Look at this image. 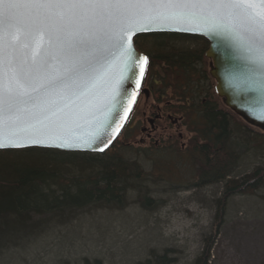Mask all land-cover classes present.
Returning <instances> with one entry per match:
<instances>
[{
  "label": "snow or ice",
  "instance_id": "obj_1",
  "mask_svg": "<svg viewBox=\"0 0 264 264\" xmlns=\"http://www.w3.org/2000/svg\"><path fill=\"white\" fill-rule=\"evenodd\" d=\"M155 31L228 41L264 98V0H0V149L103 151L147 74L132 38Z\"/></svg>",
  "mask_w": 264,
  "mask_h": 264
},
{
  "label": "trees",
  "instance_id": "obj_2",
  "mask_svg": "<svg viewBox=\"0 0 264 264\" xmlns=\"http://www.w3.org/2000/svg\"><path fill=\"white\" fill-rule=\"evenodd\" d=\"M139 39L148 41L147 50L153 59L165 57L185 65L200 59L199 52L188 46L198 47L197 38L146 35ZM135 43L140 47L138 40ZM206 116L207 136L194 155L197 178L186 188L220 186L222 191L215 201L212 235L205 239L202 253L193 264H210L231 198L254 196L264 188V167L241 169L253 152H264V133L218 110L209 108ZM115 146L101 155L39 148L0 151V264H20L17 251L26 254L30 247L27 239L38 231L66 225L91 210L124 211L129 207L130 193L144 210L159 206L144 184L149 178H145L142 165ZM173 254L170 249L162 253L151 250L147 259L134 264H174ZM58 259L54 264H71ZM75 264L104 263L83 258Z\"/></svg>",
  "mask_w": 264,
  "mask_h": 264
},
{
  "label": "rangeland",
  "instance_id": "obj_3",
  "mask_svg": "<svg viewBox=\"0 0 264 264\" xmlns=\"http://www.w3.org/2000/svg\"><path fill=\"white\" fill-rule=\"evenodd\" d=\"M198 44L201 49L206 48L202 41ZM200 68L209 71L208 66L196 62L195 76L199 75L197 71L201 72ZM225 111L242 121L226 107ZM140 138L138 133L126 141L131 144L129 149L119 145L124 141L121 137L122 142L117 141L115 147L142 165L145 178H149L144 184L159 206L144 210L136 204L135 194L130 193L129 207L122 212L91 210L66 225L38 231L27 239L30 247L26 254L16 250L20 264H38L34 257L41 264H54L57 258L71 264L83 258L101 260L104 264H134L147 259L151 250L162 253L166 249L175 252L174 264L195 262L205 239L212 235L215 201L222 189L186 188L196 181L197 169L186 159L174 161L171 158L174 154L163 158L154 148L140 147ZM145 150L148 152L144 153ZM259 151L243 161V171L264 167V152ZM210 264H264V188L254 196L231 198L211 251Z\"/></svg>",
  "mask_w": 264,
  "mask_h": 264
},
{
  "label": "flooded vegetation",
  "instance_id": "obj_4",
  "mask_svg": "<svg viewBox=\"0 0 264 264\" xmlns=\"http://www.w3.org/2000/svg\"><path fill=\"white\" fill-rule=\"evenodd\" d=\"M146 35L197 38L198 42L206 44V48L201 49L193 44L188 46L199 52L200 62L197 64L208 66L209 71L204 72L200 68L201 72L197 71L199 75L195 76V64L185 65L165 57L153 59L148 50L143 49L148 47V41L139 39ZM136 38L140 45L137 50L149 57L148 69L131 114L115 143L122 142L119 141L122 137L124 141L119 145L130 149L131 144L126 141L140 133V147L154 148L157 155L163 158L174 154L171 157L174 161L186 159L197 169L194 155L198 147L204 145L207 136V110H218L223 115L227 113L216 94V83L209 74L210 61L206 53L210 44L200 36L179 33H151ZM195 173L197 176L198 170Z\"/></svg>",
  "mask_w": 264,
  "mask_h": 264
},
{
  "label": "water",
  "instance_id": "obj_5",
  "mask_svg": "<svg viewBox=\"0 0 264 264\" xmlns=\"http://www.w3.org/2000/svg\"><path fill=\"white\" fill-rule=\"evenodd\" d=\"M151 33H179L192 36H200L206 39L209 44V50L206 53V58L210 61V76L215 81V91L217 96L222 100L226 108H228L233 114L240 118L248 126L264 133V120L258 119L260 115H264V98L257 91L249 89L247 86L241 83L242 74L244 70V63L238 58V54L231 47L228 41L220 39L218 37H207L199 34L176 32V31H155L139 33L134 36L133 42L135 46V38L143 34ZM136 48V47H135ZM136 51L140 53L137 49ZM143 55V54H142ZM142 85V84H141ZM141 88V86H140ZM140 88L137 89V94L133 95V90L136 89V85L128 82L124 86V90L127 92L128 98L123 101V110L119 113V120L114 125L112 130L108 133L111 137L107 147H104L103 151H91V150H68L50 147L40 146H28L21 148H4L0 151L6 150H23L30 148L50 149L61 152L72 153H88L101 155L107 152L117 140L119 134L124 128L131 111L137 100ZM252 113V115L249 114ZM97 116L102 117L101 113H97ZM93 127L85 126L75 130L76 134L88 138L91 134L95 133Z\"/></svg>",
  "mask_w": 264,
  "mask_h": 264
}]
</instances>
